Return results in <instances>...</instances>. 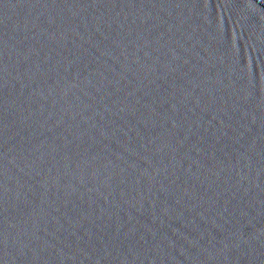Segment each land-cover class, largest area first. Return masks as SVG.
Here are the masks:
<instances>
[{"label":"water","instance_id":"obj_1","mask_svg":"<svg viewBox=\"0 0 264 264\" xmlns=\"http://www.w3.org/2000/svg\"><path fill=\"white\" fill-rule=\"evenodd\" d=\"M0 264H264V0H0Z\"/></svg>","mask_w":264,"mask_h":264}]
</instances>
